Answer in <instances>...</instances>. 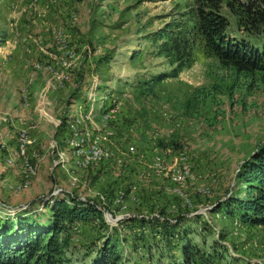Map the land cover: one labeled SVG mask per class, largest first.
<instances>
[{"label":"rangeland","instance_id":"rangeland-1","mask_svg":"<svg viewBox=\"0 0 264 264\" xmlns=\"http://www.w3.org/2000/svg\"><path fill=\"white\" fill-rule=\"evenodd\" d=\"M250 1L224 0L220 13L231 39L263 49L264 25L252 32L235 13ZM198 6L0 0V223L48 225L54 203L78 202L101 208L107 224L73 225L69 252L76 258L109 238L126 264H152V256L158 264L162 251L167 262L181 231L208 224L234 255L264 264V227L215 210L245 187L240 167L264 145V74L224 65L190 33ZM169 26L185 29L194 43L192 65L176 78L177 65L160 52L159 34ZM62 68L68 78L58 80ZM91 110L84 126L69 130L79 112ZM84 130L97 134L112 158L78 164L68 140ZM24 131L34 139L28 162L35 173L16 155ZM184 169L185 179L174 180ZM107 212L118 220L108 221Z\"/></svg>","mask_w":264,"mask_h":264},{"label":"trees","instance_id":"trees-1","mask_svg":"<svg viewBox=\"0 0 264 264\" xmlns=\"http://www.w3.org/2000/svg\"><path fill=\"white\" fill-rule=\"evenodd\" d=\"M198 3L190 33L196 35L224 65L241 72L264 74V47L260 49L248 39L236 40L228 36L229 25L220 13L224 0H198ZM238 10L235 11L238 22L245 20L250 31L264 25V0L240 3ZM171 29L169 26L159 34L161 39L165 38L160 52L177 65L171 74L176 78L192 65L194 43L184 37L185 29L175 32ZM254 33L258 34L255 30ZM2 42L0 40V47ZM237 178L245 187L233 191L215 210L224 209L228 217L238 219L244 225L264 227V145L242 164ZM50 211L48 225L38 226L36 221L28 223L26 218L0 223V264H126L124 252L109 238L82 259L75 257V251L69 252L74 224L93 220L107 224L101 208L78 202L70 206L62 200L54 203ZM164 221L159 219L157 223H165L173 230L178 227L177 223ZM170 232L172 235L165 239L167 245L172 244L175 236V231ZM181 233L178 251H171L167 262L164 252H160L158 264H253L234 255L208 224L200 229L190 226ZM154 260L152 256V264H155Z\"/></svg>","mask_w":264,"mask_h":264},{"label":"built area","instance_id":"built-area-1","mask_svg":"<svg viewBox=\"0 0 264 264\" xmlns=\"http://www.w3.org/2000/svg\"><path fill=\"white\" fill-rule=\"evenodd\" d=\"M38 69H40L39 66H36ZM65 68V67H64ZM61 71H55L56 75L61 78H57L58 80H63L65 78H68L64 71L65 69L62 68ZM92 112L89 114H85V112H79L77 116L74 117L73 121L69 124L70 128L69 130L77 132L78 129L81 126H84L87 122V120H90L92 117ZM100 137L97 136L93 131L90 130H84L80 135L75 134L73 139L68 140V144L70 145L71 149L73 150L74 156L78 158V164H86L91 163L94 160L100 159L102 157L105 158H112L113 154L108 151L107 149H102L100 147ZM34 142V139L31 138L30 134L27 131H24L21 133L19 138V149L16 152V155L20 158H24L26 161V166L28 167V173H35V168L33 165L29 164L28 162V149L30 145ZM62 154H65L62 152ZM63 157V156H62ZM84 161V162H83ZM188 172V170H179L176 171L174 174V180L176 181H182L185 179V174ZM203 192H208V189H202Z\"/></svg>","mask_w":264,"mask_h":264},{"label":"water","instance_id":"water-1","mask_svg":"<svg viewBox=\"0 0 264 264\" xmlns=\"http://www.w3.org/2000/svg\"><path fill=\"white\" fill-rule=\"evenodd\" d=\"M106 218L110 222H116L118 220V219L112 218V215L109 212L106 213Z\"/></svg>","mask_w":264,"mask_h":264}]
</instances>
